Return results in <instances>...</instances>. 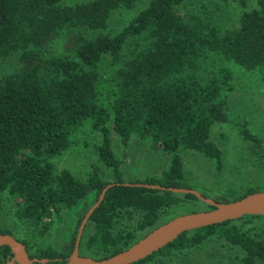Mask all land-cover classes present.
<instances>
[{
	"label": "trees",
	"instance_id": "1",
	"mask_svg": "<svg viewBox=\"0 0 264 264\" xmlns=\"http://www.w3.org/2000/svg\"><path fill=\"white\" fill-rule=\"evenodd\" d=\"M184 1L0 0V61L11 57L17 62L15 70L0 74V208L6 194L16 221L31 235L41 236L49 232L54 215L80 203L83 207L64 251L47 246L29 253L30 242L15 238L30 258L63 263L81 217L108 182L119 184L105 191L85 223H90L91 232L84 248L96 259L132 244L136 232L158 225L168 208L189 205L185 212H190L201 205L211 207L189 193L121 184L192 188L184 177L180 150L196 151L212 160L216 170L221 168V150L209 133L213 122L226 117L229 61L256 70L264 89V0L242 10L234 28H221L202 13L182 9ZM228 1L242 8L247 3ZM118 9L136 12L115 33L106 32L109 16ZM56 37L63 51L45 55ZM91 132L99 135L97 161L90 163L84 178L67 168L56 169L51 159L72 148L79 133ZM239 133L257 169L264 168L262 140L245 127ZM112 135L122 146L131 136L148 138L167 156L160 175L123 180ZM100 166L111 180L101 177ZM252 191L257 190L226 187L210 198L227 202ZM86 200L91 201L84 204ZM135 213L134 232L115 228L118 217ZM260 218L264 220L243 215L184 231L131 264L161 262L212 236L241 250L239 264H264V238H254L232 223ZM0 233L11 234L1 228ZM10 257L9 248L0 246V264Z\"/></svg>",
	"mask_w": 264,
	"mask_h": 264
},
{
	"label": "rangeland",
	"instance_id": "2",
	"mask_svg": "<svg viewBox=\"0 0 264 264\" xmlns=\"http://www.w3.org/2000/svg\"><path fill=\"white\" fill-rule=\"evenodd\" d=\"M256 0H247L244 8L233 1L223 0H185L182 9L202 13L214 21L221 28H234L238 16L244 9L252 8ZM136 12V9H118L108 18L106 32L115 33ZM61 38L53 39L47 45L44 54L55 55L63 51ZM125 53V50H124ZM126 54V53H125ZM232 72L231 90L227 92L224 109L225 120L213 122L210 128V139L220 148L222 164L219 170L213 166L212 160L192 150H180L183 161L184 177L191 187L200 193L214 197L222 188L246 189L252 188L264 191V168L256 167L254 157L248 148V142L241 137L239 130L245 127L249 132L259 137L264 144V89L260 83L256 70H246L229 61L227 63ZM15 58L0 61V74H7L15 70ZM76 144L54 156L51 161L56 169L67 168L76 177L84 178L90 163L97 161L95 146L99 140L98 133H79ZM111 145L115 154L121 160V174L125 181L144 180L152 176H159L167 163V156L158 149L148 138L131 136L125 146L117 138L111 136ZM101 177L111 180V174L100 166ZM86 200L84 204H89ZM191 209L189 205H180L166 209L160 214L157 224L170 217L184 213ZM194 209V208H192ZM205 209L198 206L194 210ZM13 202L6 194L2 195L0 208V228L10 231L17 239L30 242L27 247L29 253L36 248L49 246L56 251H64L71 232L75 227V219L83 212L82 203L71 211L62 210L58 216H53L52 224L47 234L31 235L29 229L20 225L13 215ZM137 214L130 218H120L115 221V228H126L134 232ZM232 223L254 238H264L261 228L264 220L254 221L234 220ZM82 229L78 254L89 256L84 248V241L91 232V225L87 223ZM147 231H137L136 238H140ZM241 250L231 246L221 238L214 236L207 238L204 243L191 250L177 251L163 257L161 262L149 264H239ZM91 257V256H89Z\"/></svg>",
	"mask_w": 264,
	"mask_h": 264
},
{
	"label": "water",
	"instance_id": "3",
	"mask_svg": "<svg viewBox=\"0 0 264 264\" xmlns=\"http://www.w3.org/2000/svg\"><path fill=\"white\" fill-rule=\"evenodd\" d=\"M118 182H108L99 191L94 202L87 208L81 217L74 237L73 245L61 264H131L174 240L180 233L207 225L217 224L225 220L237 219L243 215H260L264 217V191H252L242 197L227 201H215L203 196L199 191L188 187H165L147 182H121L124 185L142 186L145 188L167 190L177 194H192L198 200L211 206L210 208L184 212L174 215L166 221L154 226L124 249L107 257L96 259L78 254V244L82 229L92 211L99 205L105 191ZM7 246L11 253L4 264H43L46 258H30L25 245L16 240L9 233H0V246Z\"/></svg>",
	"mask_w": 264,
	"mask_h": 264
}]
</instances>
